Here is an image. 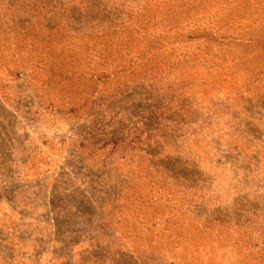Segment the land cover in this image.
<instances>
[{"label": "rangeland", "instance_id": "rangeland-1", "mask_svg": "<svg viewBox=\"0 0 264 264\" xmlns=\"http://www.w3.org/2000/svg\"><path fill=\"white\" fill-rule=\"evenodd\" d=\"M0 264H264V0H0Z\"/></svg>", "mask_w": 264, "mask_h": 264}, {"label": "trees", "instance_id": "trees-1", "mask_svg": "<svg viewBox=\"0 0 264 264\" xmlns=\"http://www.w3.org/2000/svg\"><path fill=\"white\" fill-rule=\"evenodd\" d=\"M181 13V14H180ZM177 14H180L179 16ZM168 20H185V23L188 21V8L181 9L177 12L173 13H167ZM184 23V24H185ZM169 24H167L168 26ZM100 29V28H97ZM11 32H17V29L11 28ZM140 31L143 33H149L148 29L145 27H141ZM32 35V34H30ZM31 37V42L35 43L37 41L36 35L29 36ZM113 37V36H112ZM28 38V37H27ZM81 39H93V35H84L80 36ZM41 41V39H39ZM150 50L152 49V44H150ZM54 66H57V63H61L60 61L55 62ZM51 71H54V67H51ZM150 72L146 73H153L155 68H150ZM155 72H159L157 69ZM53 74H57L56 72H53ZM104 77V76H103ZM106 77V75H105ZM102 77H99L100 80ZM142 80L146 81V84L151 85L154 80H156L155 77L150 76H142ZM145 84V83H144ZM141 79L136 78V80H133L132 85H127L125 88H121L120 91L115 93L116 98L118 96H126V93H129V95L126 96V99L124 100L125 104V115H128V119L132 120L134 116L141 117L140 120H143L140 125L138 123H135V128L129 127L128 129H114L112 133L110 134V137L105 142L104 145L108 144L109 142H112L113 144H118L121 142H125L127 145V148H132V145L140 144V143H151L153 145H158L160 142L166 137V132H173L176 127L180 126V123L184 117H181V119H177L178 121L173 118L172 120L165 117V112H174L172 110V102H174L173 97H171V100H163L161 102L158 101L156 94L160 93V89L167 92V89L164 86H160L161 88H153V89H145V85L143 87L141 86ZM125 94V95H124ZM248 93H245L243 91H239L238 89L232 91L229 93L230 96H239V95H246ZM71 107L74 108V105ZM178 110H181V108H177ZM117 116V114H116ZM132 122V121H131ZM129 122V123H131ZM138 126V128H137ZM140 126V127H139ZM165 133V134H163Z\"/></svg>", "mask_w": 264, "mask_h": 264}]
</instances>
